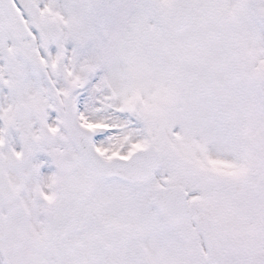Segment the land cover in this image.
Segmentation results:
<instances>
[{
	"label": "snow or ice",
	"instance_id": "1",
	"mask_svg": "<svg viewBox=\"0 0 264 264\" xmlns=\"http://www.w3.org/2000/svg\"><path fill=\"white\" fill-rule=\"evenodd\" d=\"M0 264H264V0H0Z\"/></svg>",
	"mask_w": 264,
	"mask_h": 264
}]
</instances>
